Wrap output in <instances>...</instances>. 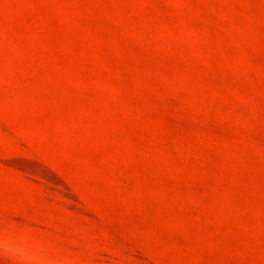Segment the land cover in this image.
<instances>
[{"label": "rangeland", "instance_id": "rangeland-1", "mask_svg": "<svg viewBox=\"0 0 264 264\" xmlns=\"http://www.w3.org/2000/svg\"><path fill=\"white\" fill-rule=\"evenodd\" d=\"M0 264H264V0H0Z\"/></svg>", "mask_w": 264, "mask_h": 264}]
</instances>
